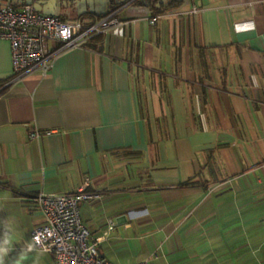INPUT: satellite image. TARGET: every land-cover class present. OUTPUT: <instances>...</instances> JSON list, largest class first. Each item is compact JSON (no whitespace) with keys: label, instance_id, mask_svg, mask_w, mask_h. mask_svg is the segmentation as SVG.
Returning <instances> with one entry per match:
<instances>
[{"label":"crops","instance_id":"0c3cea01","mask_svg":"<svg viewBox=\"0 0 264 264\" xmlns=\"http://www.w3.org/2000/svg\"><path fill=\"white\" fill-rule=\"evenodd\" d=\"M101 1L104 13L55 14L119 23L45 74L4 85L0 40L5 264H54L31 241L43 221L33 199L84 178L99 197L79 215L93 238L114 224L97 244L112 264H264V0H181L164 12Z\"/></svg>","mask_w":264,"mask_h":264},{"label":"built area","instance_id":"2783aa9c","mask_svg":"<svg viewBox=\"0 0 264 264\" xmlns=\"http://www.w3.org/2000/svg\"><path fill=\"white\" fill-rule=\"evenodd\" d=\"M119 22L113 13L88 22L85 18L64 20L55 14L37 11L31 3L14 6L0 2V40L9 45L11 60L10 79H21L39 71L45 74L53 58L67 49L80 47L88 39L105 33ZM150 24L154 19L149 20ZM3 84H0V90ZM40 132L32 129L29 139ZM89 178L74 190L60 194H38L32 208L42 215V223L31 231L33 245L53 256L54 264H112L97 251V244L113 230L109 222L99 237L93 238L79 215L81 203L96 200L99 195L87 190ZM132 264H149L139 260Z\"/></svg>","mask_w":264,"mask_h":264},{"label":"rangeland","instance_id":"374dc122","mask_svg":"<svg viewBox=\"0 0 264 264\" xmlns=\"http://www.w3.org/2000/svg\"><path fill=\"white\" fill-rule=\"evenodd\" d=\"M8 0H0V2ZM16 2L33 3L35 8H39L42 13L64 14L72 16L74 13H80L86 10H93L97 14L104 13L107 10V2L101 0H11ZM88 8V9H87Z\"/></svg>","mask_w":264,"mask_h":264},{"label":"trees","instance_id":"16d2710c","mask_svg":"<svg viewBox=\"0 0 264 264\" xmlns=\"http://www.w3.org/2000/svg\"><path fill=\"white\" fill-rule=\"evenodd\" d=\"M4 3H8V4H11V5H14V6H19L20 3H24L25 1H21V2H16V1H11V0H8V1H3ZM181 0H169V2H167L166 4H164L163 2H159V3H156V1L154 0H145V3L144 5L149 8V9H155V11H159V12H164V11H167L169 9H172V8H175L177 7L179 4H180ZM27 3V2H26ZM119 4V3H118ZM33 5V3H32ZM35 8V7H34ZM36 9V8H35ZM37 10V9H36ZM38 11V10H37ZM196 182L194 180H188L184 183H182L181 185L182 186H189V185H193L195 184Z\"/></svg>","mask_w":264,"mask_h":264},{"label":"clouds","instance_id":"9594fccd","mask_svg":"<svg viewBox=\"0 0 264 264\" xmlns=\"http://www.w3.org/2000/svg\"><path fill=\"white\" fill-rule=\"evenodd\" d=\"M12 250V241L9 238V229L5 226L3 232V238L0 239V264H5V257L8 256ZM27 251H32V246L29 245ZM20 259H24L21 256ZM19 264V261L17 262Z\"/></svg>","mask_w":264,"mask_h":264}]
</instances>
